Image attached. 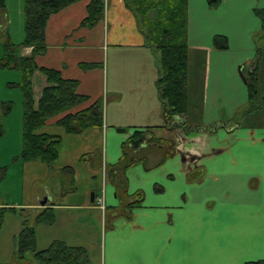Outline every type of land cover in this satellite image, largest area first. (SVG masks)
I'll use <instances>...</instances> for the list:
<instances>
[{
  "label": "crops",
  "instance_id": "obj_1",
  "mask_svg": "<svg viewBox=\"0 0 264 264\" xmlns=\"http://www.w3.org/2000/svg\"><path fill=\"white\" fill-rule=\"evenodd\" d=\"M89 1L77 0L48 18L46 51L35 57L38 67L78 80L77 92L88 97L50 117L40 130L61 137L53 170L39 160L19 158L23 108L13 139L12 112L1 119L0 167L8 171L0 182V200L15 211L3 216L0 264L15 261L24 220L34 227L36 251L62 243L84 251L86 264L93 259L97 264L264 263V109L239 114L249 98L246 82L236 73L238 64L247 73L264 56V23L256 12L264 11V0H220L214 8L207 0H187L188 58L196 59L188 73V119L192 123L199 116L196 125L202 129L178 130L177 153L160 166L127 168V193L141 191L142 202L129 219H114L110 229L105 208L118 206L119 200L106 167L118 161L122 143L134 131L151 128L163 138L168 132L162 128L156 88L159 54L147 44L134 12L125 0H104L103 18L82 27ZM217 34L226 36L227 49L214 47ZM30 53L24 47L20 56ZM201 60L197 88L193 81ZM80 63L95 65L83 69ZM47 85L46 77L34 71L36 103ZM98 99L102 105L104 100L101 127L67 133L57 124ZM94 151L101 153V167L81 160ZM66 166L74 173L70 193L62 192L57 174ZM46 209L52 210L53 223L35 224L37 213ZM25 257L18 264L34 261L31 251Z\"/></svg>",
  "mask_w": 264,
  "mask_h": 264
},
{
  "label": "trees",
  "instance_id": "obj_2",
  "mask_svg": "<svg viewBox=\"0 0 264 264\" xmlns=\"http://www.w3.org/2000/svg\"><path fill=\"white\" fill-rule=\"evenodd\" d=\"M77 0H24V38L16 45L7 35L3 43V55L0 58V70H16L19 72L18 83L22 93V150L19 158L23 162L39 160L52 169V163L59 155L61 137L40 132L50 117L62 114L88 99L77 92L78 80L64 79L58 70L38 67L35 57L46 51L44 30L48 18L74 3ZM220 0H207L209 7L214 8ZM126 6L135 14L137 23L146 36L147 44L159 54L160 75L156 80L158 97L162 106L164 124L162 126L169 133L181 129L185 134L198 132L189 127V98H188V43H187V0H125ZM104 0H90L87 5V15L82 20V27H92L103 18ZM0 11H5V0H0ZM264 23V11L256 10ZM213 45L218 50L228 47L227 38L217 34L213 37ZM29 47L31 53L27 56L17 54L18 47ZM95 64L80 63L83 69L91 68ZM258 62L247 73L248 102L242 106L240 113L264 109V105H255L258 96ZM39 70L48 85L43 89L37 103L33 98L32 75ZM261 106V107H258ZM12 111V102H0V138L4 133L1 119ZM239 113V114H240ZM185 119L186 125L176 126L175 122ZM57 124L67 133H79L88 127H101L103 124L102 99H98L90 106L75 113H67ZM190 124V123H189ZM198 126V125H196ZM189 127V128H188ZM156 128V127H154ZM202 129V128H201ZM200 129V130H201ZM177 153L176 142L173 137H156L151 128L134 131L121 147V156L114 164L107 168L108 179L115 188L119 200L118 206L105 208V227L111 228V222L118 217L129 219L131 210L138 207L143 193L138 191L132 195L127 193V168L141 163L145 170L160 166L166 159ZM81 160H90L94 167H101V153L94 151L82 154ZM7 167H0V182L6 176ZM62 183V192L70 193L75 189L72 167L66 166L57 171ZM6 211L14 212V208H7L0 200V229ZM54 221L51 209L43 210L34 218L35 224ZM24 228L18 237L15 261L10 264L24 262L27 252L33 253V264H86L84 251L69 248L62 243H53L44 251L35 249V230L24 220ZM35 226V225H34ZM246 264H264L262 261Z\"/></svg>",
  "mask_w": 264,
  "mask_h": 264
},
{
  "label": "rangeland",
  "instance_id": "obj_3",
  "mask_svg": "<svg viewBox=\"0 0 264 264\" xmlns=\"http://www.w3.org/2000/svg\"><path fill=\"white\" fill-rule=\"evenodd\" d=\"M23 5H24V0H5V11H0V58L3 55V43L7 40V35L9 36L10 40L15 43L16 45H19L24 38V13H23ZM22 47L17 48V54L20 56L22 53ZM127 58L129 56L125 55ZM195 58L190 54L188 58V64H189V69L191 70V67L194 66L195 64ZM254 61V60H253ZM201 65L203 67V61L201 60L200 65H199V71L197 70L195 72V80L193 81L196 83L197 88L200 87V80H201ZM241 64H238L236 66V73L239 75L240 79H242L241 75L244 76L245 82H246V76L247 73L242 72V67H240ZM250 66V65H249ZM258 96L256 100L254 101L255 105H264V56L260 59L258 62ZM246 74V75H245ZM20 79L19 72L16 70H8V69H1L0 70V102H7L11 101L12 102V116L10 119H12V125L10 126L11 132H10V138H14V131L16 129V121L18 118L21 117V112H22V93L19 89V87L12 86L14 83H18ZM243 81V79H242ZM245 82L243 81V84L245 85ZM197 90V96L198 91ZM103 106H104V100H103ZM261 107V106H258ZM198 109V107H197ZM247 108H244V111L240 114H250V112L246 111ZM196 112V111H195ZM253 112V111H252ZM260 113V112H259ZM264 113V112H262ZM258 114L259 116H262L263 114ZM196 118V117H195ZM199 116H197L196 119H193L194 124L188 123V126L191 127L192 129H196L199 126H196V123L199 121ZM183 119H179L176 122H181ZM190 121V119H189ZM191 125V126H190ZM188 127V128H189ZM181 129H176L174 130L173 133H167L166 137H175L176 132ZM200 130V128H199ZM184 133V132H183ZM185 134V133H184ZM175 139V138H174ZM13 142V141H12ZM176 142V141H175ZM11 148V147H9ZM25 264H33L32 262H25ZM89 264H97V262L93 259Z\"/></svg>",
  "mask_w": 264,
  "mask_h": 264
},
{
  "label": "water",
  "instance_id": "obj_4",
  "mask_svg": "<svg viewBox=\"0 0 264 264\" xmlns=\"http://www.w3.org/2000/svg\"><path fill=\"white\" fill-rule=\"evenodd\" d=\"M241 77H242L243 81L245 82L244 76L241 75ZM175 125H176V126H183V125H186V120L183 119L181 122H179V121H178V122H175ZM116 131H117V132L124 133V132H126V129L118 128V129H116Z\"/></svg>",
  "mask_w": 264,
  "mask_h": 264
}]
</instances>
